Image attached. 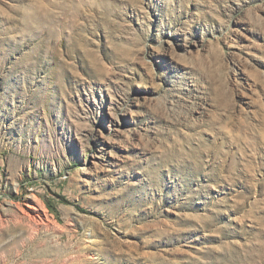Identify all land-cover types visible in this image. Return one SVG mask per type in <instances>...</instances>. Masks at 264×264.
<instances>
[{"label": "rangeland", "instance_id": "1", "mask_svg": "<svg viewBox=\"0 0 264 264\" xmlns=\"http://www.w3.org/2000/svg\"><path fill=\"white\" fill-rule=\"evenodd\" d=\"M0 264H264V0H0Z\"/></svg>", "mask_w": 264, "mask_h": 264}]
</instances>
